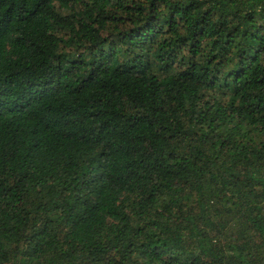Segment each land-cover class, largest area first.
Instances as JSON below:
<instances>
[{
	"label": "trees",
	"instance_id": "obj_1",
	"mask_svg": "<svg viewBox=\"0 0 264 264\" xmlns=\"http://www.w3.org/2000/svg\"><path fill=\"white\" fill-rule=\"evenodd\" d=\"M0 264H264V0H0Z\"/></svg>",
	"mask_w": 264,
	"mask_h": 264
}]
</instances>
